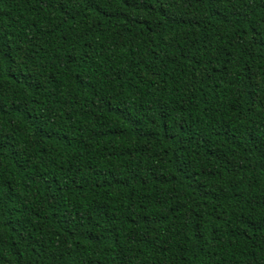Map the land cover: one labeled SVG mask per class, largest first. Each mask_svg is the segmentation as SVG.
<instances>
[{"label": "trees", "instance_id": "obj_1", "mask_svg": "<svg viewBox=\"0 0 264 264\" xmlns=\"http://www.w3.org/2000/svg\"><path fill=\"white\" fill-rule=\"evenodd\" d=\"M0 264H264V0H0Z\"/></svg>", "mask_w": 264, "mask_h": 264}]
</instances>
